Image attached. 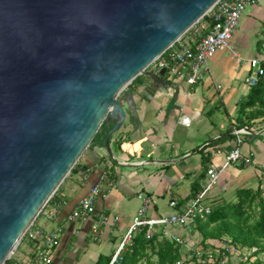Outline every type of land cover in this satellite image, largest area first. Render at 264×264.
<instances>
[{
    "label": "water",
    "instance_id": "1",
    "mask_svg": "<svg viewBox=\"0 0 264 264\" xmlns=\"http://www.w3.org/2000/svg\"><path fill=\"white\" fill-rule=\"evenodd\" d=\"M219 0H0V264H5L90 148L113 122L105 149L149 70ZM125 93V94H124Z\"/></svg>",
    "mask_w": 264,
    "mask_h": 264
},
{
    "label": "crops",
    "instance_id": "2",
    "mask_svg": "<svg viewBox=\"0 0 264 264\" xmlns=\"http://www.w3.org/2000/svg\"><path fill=\"white\" fill-rule=\"evenodd\" d=\"M192 37L188 35L187 40ZM252 58H259L264 68V0L246 10L230 50L213 58L201 84L189 85L166 72L162 77L168 84L165 91H144L146 76H142L143 84L133 83L125 90L134 94L138 118L128 111L125 124L112 138L118 162L112 161L105 146H90L59 187L55 200L34 222L33 228L61 230L49 264H96L101 256L113 257L142 206L141 194L154 199L150 217L183 211L204 188L208 170L225 166L226 157L238 146V130L248 131L242 136L241 150L251 162L226 166L206 204L232 196L237 188L264 190V117L237 127L239 106L251 89L245 79L252 72ZM182 116L190 118L189 127L181 124ZM107 125L112 127L113 122ZM102 176L105 180L95 212L88 218H72L81 199ZM174 200L178 202L175 209L170 206ZM93 225L98 226L96 232ZM158 232L171 240L181 238L184 258L204 249L197 223L160 227ZM205 243L215 253L224 245L214 239ZM34 246L25 238L10 263L33 260Z\"/></svg>",
    "mask_w": 264,
    "mask_h": 264
},
{
    "label": "built area",
    "instance_id": "3",
    "mask_svg": "<svg viewBox=\"0 0 264 264\" xmlns=\"http://www.w3.org/2000/svg\"><path fill=\"white\" fill-rule=\"evenodd\" d=\"M259 2L260 0H219L207 17L210 19V24H204L203 20L192 33L188 34H193L190 41L187 40L188 36L182 39L153 68L157 71L166 70L171 76L183 80L189 85L201 84L205 76L210 72V63L213 58L220 52L230 50L234 34L246 10ZM207 29L208 33L203 34L202 31ZM249 67L252 72L246 77L245 83L249 87H255L261 79L264 80V68L261 66V60L259 58L249 59ZM180 121L186 127H189L191 124V120L187 116H182ZM236 134L238 136V146L226 157L225 166L219 170L213 168L208 170V180L204 188L197 194L196 198L185 206L183 211H175L168 216L150 217L149 212L152 209L154 199L146 194L139 196L142 200V206L137 211L132 225L116 249L110 264H119L121 262L123 259L122 253L126 246L131 243L135 234L143 227H148L147 238L151 239L157 233V228L172 225L187 227L195 224L199 218H204L211 214L212 205L206 204L207 197L218 184L225 167L232 163L241 162L249 164L251 162L250 158H245L241 150V145L243 144L242 136L247 135L248 131L241 129L236 131ZM104 180L105 176H102L100 182L93 186L89 193L81 199L78 208L72 214V218H88L95 212V203L101 195V183ZM177 205L178 202L176 200L170 203L173 209ZM45 209L46 207L42 212ZM102 223L108 224V220H104ZM33 227L34 223L25 234L26 238L34 242L35 245L33 260L28 261L26 264H32L31 261L38 264H49L51 250L60 242L61 230ZM92 228L96 232L98 226L93 225ZM174 240L183 244V240L179 237H174ZM221 250V252H217V256L210 254L207 258H203L201 263L234 264V257H237L239 263L244 260V255L240 254L237 249L227 243H224ZM16 251L11 254L8 260L14 257ZM194 254L198 257L203 255L201 250H195ZM235 254H238V256Z\"/></svg>",
    "mask_w": 264,
    "mask_h": 264
},
{
    "label": "trees",
    "instance_id": "4",
    "mask_svg": "<svg viewBox=\"0 0 264 264\" xmlns=\"http://www.w3.org/2000/svg\"><path fill=\"white\" fill-rule=\"evenodd\" d=\"M203 20L210 21L207 16ZM194 29H190L184 38ZM142 76L137 77L133 83L143 84ZM260 117H264L263 79L257 86L251 87L248 97L240 104L237 127H247L249 123ZM111 128V125L104 123L91 146L104 147ZM75 167L76 165L71 173ZM57 192L45 207L55 200ZM196 223L204 238L201 257L192 253L191 257L184 258L182 244L166 238L161 232L148 239V227H143L126 246L119 264H202L201 260L210 254L218 255L214 251H208V245L205 243L208 239L227 243L237 249L244 255V260L240 264H264V190L262 188H237L230 198L224 197L216 201L212 205L211 214L203 219L199 218ZM25 238L26 236L21 243ZM111 260L112 257L101 256L96 264H110ZM5 264H11L10 260Z\"/></svg>",
    "mask_w": 264,
    "mask_h": 264
},
{
    "label": "rangeland",
    "instance_id": "5",
    "mask_svg": "<svg viewBox=\"0 0 264 264\" xmlns=\"http://www.w3.org/2000/svg\"><path fill=\"white\" fill-rule=\"evenodd\" d=\"M152 69H153V66H152L149 70H152ZM230 197H231V196L229 195L228 198H230ZM20 245H21V243H20ZM20 245H19V246H20ZM19 246H18V248H19ZM18 248H17V249H18ZM235 255H236V254H235ZM235 255H234V256H235ZM236 256H238V254H237ZM233 263H234V264H238V263H239L237 257H234ZM239 264H240V263H239Z\"/></svg>",
    "mask_w": 264,
    "mask_h": 264
}]
</instances>
